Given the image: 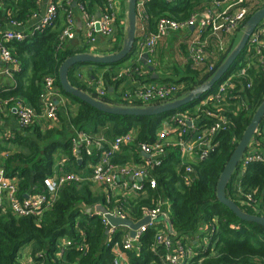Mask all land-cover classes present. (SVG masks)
Returning a JSON list of instances; mask_svg holds the SVG:
<instances>
[{"label": "trees", "instance_id": "1", "mask_svg": "<svg viewBox=\"0 0 264 264\" xmlns=\"http://www.w3.org/2000/svg\"><path fill=\"white\" fill-rule=\"evenodd\" d=\"M42 1L3 0L0 5V30L7 27L11 21L26 24L39 12ZM202 2L179 0L172 5L163 0L145 2L143 8L147 16V31L154 33L157 21L162 17L176 21L189 19L202 7ZM108 3L109 0H77V5L84 7L87 15L95 17L104 11ZM263 7H252L248 19ZM75 10L72 5L63 2L58 9L56 20L50 27L35 33L22 43H7L13 57L20 63L21 71L11 79H1V82H6L4 91L0 88L1 98L23 99L40 114L43 81L47 76H52L61 94L70 101L75 110L72 113L70 105L67 108L60 106L56 122H39L14 132L10 139H0V154H5L0 156V168L5 171L7 177L17 179L18 195L21 198L43 193L44 182L56 175L60 159H65L67 163L62 168L63 174L59 176L74 173L83 176L84 181L65 185L56 204L39 219L20 218L10 210L3 211L0 208V264H19L21 252L28 245L31 246L30 258L35 264H110L115 255L112 248L107 246V241L111 237L112 241L120 242L125 233L123 229H119L112 236H108L107 226L100 216L94 214V209L97 206L109 210L121 208L130 219L137 222L143 218L145 210L153 208L159 200L165 202L163 212L167 215L176 237L184 244L186 240L183 236L198 234L205 227L199 239L202 244L206 241V249H197L199 246H195L196 255L188 264H264V228L239 220L217 199L219 178L264 101V66H256V63H253L246 76H239L241 69L247 67L245 48L224 78L200 100L190 105L157 117L108 115L65 93L60 85L59 70L62 64L74 55L90 53L91 46L86 43L85 38L75 37L74 40L60 45L59 37L66 19L69 13H74ZM117 26H120L119 18ZM117 26V42L111 46L114 53L122 49L125 38ZM140 39L139 36L131 54L120 63L76 65L68 74L71 85L111 106L141 107V104L122 100L126 91L119 92L122 81L117 79L122 64L138 53ZM227 57L228 55H223L220 58L213 72L206 73L205 69L193 70L188 64L185 67V77L180 80L166 79L163 84L180 87L176 99L183 98L209 81ZM84 67L93 69L86 81L77 73ZM232 75L236 76L234 81L237 93L243 96L248 107L237 116L232 109L227 110L232 127L220 136L221 146L215 155L207 161L193 163L195 179L191 185L186 186L183 183L179 171L180 156L176 151H171L162 166L151 169V176L157 181L156 189L148 188L141 194H120L114 196L110 203L106 201L104 192H100L98 196L93 193L94 183L90 181L92 174L87 165L96 164L102 150L95 152L92 157L81 152L82 160L79 161L74 156L71 142L74 130L85 131L92 136H103L107 142H112L117 136L134 129L137 131L136 142H152L165 120L177 113L194 111L202 99ZM100 80L106 89L105 97H100L94 91L95 87L89 84L90 82L93 85ZM249 84L251 87L247 88ZM109 89H113V92L109 93ZM255 137L259 148L264 151V119ZM107 142L104 148H107ZM130 154L135 156L137 162L140 161V154L134 147L125 148L124 153L117 155L115 161L125 164L131 160ZM82 171L85 175L81 174ZM226 193L245 213L264 216V163H253L244 173L236 171ZM248 194L253 196L254 202L247 201ZM89 209L92 210L91 213H88ZM156 233L157 230L149 229L142 235L137 249L128 254L131 264H160V256L151 249ZM65 240L73 245L66 249L62 258H58L59 247ZM188 245L194 247L192 243ZM41 254L43 257H39Z\"/></svg>", "mask_w": 264, "mask_h": 264}, {"label": "built area", "instance_id": "2", "mask_svg": "<svg viewBox=\"0 0 264 264\" xmlns=\"http://www.w3.org/2000/svg\"><path fill=\"white\" fill-rule=\"evenodd\" d=\"M62 1L67 5L76 3V8L84 16V37L87 44L94 45L100 36L113 38L117 26V14L112 0H109L108 6L105 7L100 18L87 15L84 7L77 5V0ZM163 1L172 4L175 0ZM258 1V6H264V0ZM2 2L3 0H0V5ZM48 2L45 14L34 25L32 31H27L25 24L18 21H11L7 27L0 30V79H11L21 71V65L13 57L7 43H22L35 33L50 27L56 20L60 2L59 0H48ZM215 2L217 6L220 5L219 0H215ZM256 5L257 3L252 5L250 1L237 0L233 6L234 10L229 9L219 13V15L210 12H197L185 21L162 17L157 21L156 31L149 35H146L147 16L144 14V8L137 6L138 29L142 37L140 39L141 49L148 56L150 65L160 40L170 33L194 29L196 34L187 47L189 65L193 70L205 69L206 73L213 72L215 63L212 60L215 55L225 53L229 41L242 28L251 13L252 7ZM37 15L38 13L34 14L33 17L37 18ZM76 34V22L73 13H69L65 27L59 37L60 45L74 40ZM212 42L214 43L212 44ZM246 59L247 67L241 69L239 76H246L253 63H256V66H264V21L258 25L249 38L246 46ZM125 74L119 73L117 79L123 78ZM235 78L236 76L232 75L224 80L214 92L200 101L194 111L170 116L163 122L160 132L157 133L152 142H136L137 131L133 129L124 135L117 136L107 148H104L106 140L103 137H94L85 131L74 130L71 139L74 156L81 161V152L92 157L95 152L102 150L99 161L92 165L90 181L104 187L105 199L108 203L114 196L120 194H141L145 193L148 188L156 189L157 181L151 176V169L162 166L171 151H176L180 156L179 171L181 178L183 183L189 186L195 179L193 163L207 161L215 155L221 146L220 136L231 129L232 120L228 116L227 110L232 109V112L237 116L244 108L247 109L248 107L243 96L237 93ZM90 85L95 87L94 91L100 97L106 96V89L101 80L96 85ZM250 87L249 84L247 88ZM179 91L180 87L176 85L146 83L123 93L122 100L131 104H141V107H145L173 101ZM40 100L42 106L40 114L27 101L16 97L8 99L0 97V111H7L15 116L23 129H27L42 120L50 123L56 122L65 97L57 87L54 77L47 76L44 79ZM255 136L236 171L244 173L251 164L264 163V151L259 148ZM131 147H134L136 152L140 154V161L137 162L133 158L125 164H118L115 161L116 156L120 155L125 148ZM143 154L148 155V158L144 157ZM65 162L64 159L63 163ZM82 181H84L83 176L74 173L58 177L53 176L45 180L43 193L26 195V197L21 198L18 195L19 183L17 179L7 177L5 171L0 168V208L3 211L10 210L20 218L39 219L56 204L59 193L65 185L72 182L81 183ZM246 197L247 201L254 202L251 194ZM164 203L159 200L153 208L145 210L142 219L148 217L150 222L138 229L135 238H131L127 228H119L123 229L125 233L121 241H112L111 237L108 239L107 246L112 248L115 255L110 264H131L128 254L137 249L140 238L149 229L157 230L155 243L151 249L152 252L160 256V264L189 263L191 258L196 255L192 252L191 246H187L178 238L175 239L176 235H171L165 227L159 226L160 217L165 214L163 212ZM97 207L94 209V214L102 218L103 223L108 228L107 235L112 236L119 229L112 227L106 215L97 210ZM106 209L114 217L130 219L121 208ZM91 212L92 210L89 209L88 213ZM72 245V242L68 240L63 241L59 247L58 258H62L66 249ZM80 248L82 249V246ZM162 250L164 251L163 254L161 253ZM39 257H43V255H39ZM28 261L27 264H35L30 258Z\"/></svg>", "mask_w": 264, "mask_h": 264}, {"label": "water", "instance_id": "3", "mask_svg": "<svg viewBox=\"0 0 264 264\" xmlns=\"http://www.w3.org/2000/svg\"><path fill=\"white\" fill-rule=\"evenodd\" d=\"M137 6L138 0H127V29L126 35L123 41L122 49L111 55L98 56L92 53L77 54L69 59H67L61 66L59 70V81L63 91L82 102L90 105L92 108L103 112L108 115L123 116V117H157L164 115L166 113H171L178 109H181L195 101L200 100L203 95L211 91L217 83H219L229 69L233 66L238 57L245 50L250 36L253 34L255 29L264 21V9L257 11L252 15L245 25L243 26V33L239 43L229 54L227 59L218 68V70L213 74L209 81L205 84L197 87L194 91L190 92L183 98L175 99L162 104L148 105L145 107H121V106H111L103 101L97 100L79 90L71 85L68 74L69 71L80 64H100L109 65L116 64L124 61L132 52L134 44L137 39V26H138V16H137ZM73 8L76 7V3L72 5ZM101 17V13H98L97 18ZM99 28V26H97ZM147 59L148 56L144 55ZM148 70L153 72L154 68L147 66ZM264 119V101L261 106L256 111L250 125L246 129L242 139L238 143L235 151L227 162L217 185V199L220 204L228 208L239 220L254 223L264 228V216H256L245 213L236 202L227 197L226 189L230 183L234 173L238 169L239 163L243 158L245 152L248 150L253 137L256 135L259 126ZM144 157L148 158V155L143 154ZM97 210L106 215L109 224L114 228H127L130 231L131 238L136 237L138 229L150 222L148 217H145L139 222H133L128 218H118L109 214V211L103 207L98 206ZM166 216V215H165ZM159 221L166 223L168 231L171 235L175 236V232L171 227L169 219L162 217Z\"/></svg>", "mask_w": 264, "mask_h": 264}, {"label": "crops", "instance_id": "4", "mask_svg": "<svg viewBox=\"0 0 264 264\" xmlns=\"http://www.w3.org/2000/svg\"><path fill=\"white\" fill-rule=\"evenodd\" d=\"M147 1H150V0H138V6L144 7V3ZM178 1L179 0H175L172 4H176ZM201 1H203L202 7L198 8L199 10H197L196 13L197 12L199 13L210 12L211 14H216V15H219V13L221 12L228 11L229 9L234 10L233 6L237 2V0H219L220 5L217 6L215 0H201ZM246 1L248 2L250 1L252 5L257 3L256 6H258V3H259L258 0H246ZM59 2L61 5V2L63 1L59 0ZM112 2L115 7L117 18H119V21H120V26L119 27L117 26L118 30L120 29L122 35L125 36L126 29H127L126 27L127 26V9H123V6L125 5L124 0H122V2L119 0H112ZM48 3H49L48 0H43L41 2L40 10L38 12L37 18L33 17L29 21H27V23L25 24V29L27 31L29 32L32 31L34 25H36L40 21V19L43 17V15L46 12V7ZM126 3H127V0H126ZM74 9H76L75 12L73 13L74 20L76 22V33H77L76 37L77 38L81 37L82 39H84L85 38L84 37L85 36V19L82 13L79 12V9L77 8H74ZM138 26H139V23H138ZM138 26H137V38L139 36L141 37ZM116 31H117V28H116ZM116 31H115L113 38L109 39V38H104L102 36L98 37L95 44L92 45L91 48L89 49V52L94 55H98V56L114 54V52L111 51V46H112V43L117 42ZM242 33H243V26L231 38V40L228 43V47L225 50V53L220 54V55H215L212 62L216 64L218 63V61L223 55L229 56L232 50L239 43L242 37ZM149 34L151 33L147 31V27H146V35H149ZM195 34L196 32L194 29H191L189 31L170 33L167 37L160 40V42L158 43L156 53L154 57L152 58V63L150 65L148 63V59H147V64H146V59L144 58V55L146 54L144 53V51H142L141 46H140L141 40H139L138 53L135 56H133L130 60L123 63L121 66L119 73H126V74L124 75L123 78L120 79L122 82L119 87V92L122 93L123 91L125 92L130 89L137 88L146 83L163 84V80H166V79L180 80L181 78L185 77L187 75L185 67L189 64L188 58H187V47L190 41L194 38ZM184 40L185 42H183ZM108 42H110L111 44H108ZM147 66L153 67L154 71L153 72L149 71ZM92 70H93L92 68L84 67L78 70L79 72L77 73L80 74L79 77H83V79L86 81L87 80L86 78L90 76L89 73ZM200 70H197V71H200ZM92 80H94L93 77H92ZM5 83L6 82H1V79H0V88L2 91H4ZM97 83L98 82H95L93 83V85H96ZM89 84L91 83L89 82ZM112 92H113V89H109V93H112ZM69 105L71 106L70 101L67 98H65L63 104L61 105L62 108L64 107L67 108V106ZM70 110L73 113L75 110V107L71 106ZM40 123H47V122L45 120H42L40 121ZM22 129L23 128L20 127L15 116H13L7 111L5 112L0 111V139L1 140L12 138L14 132L21 131ZM94 137H103V136H94ZM110 143L111 142H107V145L109 146ZM124 151L125 149L122 151L120 155H122ZM4 155H5L4 153L0 154L1 157ZM134 157L135 156L130 154L131 160ZM63 161L64 159H60L57 163L59 167L55 175L56 177H58L59 174H63L62 168H64L67 163V162L63 163ZM92 165L93 164L91 163L87 165V169L91 171V174H92ZM87 169L85 171H87ZM81 174H84V171H82ZM103 192L105 193V189ZM165 215L166 214L162 215L160 219L162 217H166L168 219L167 215L166 216ZM159 223H160V227H163V228L165 227L166 230L168 231V227L166 223L162 221H159ZM204 230H205V227L202 228L201 232L199 231L198 234H195L189 237L183 236L184 237L183 239L186 240L187 246H189L188 243L193 244L194 247H191V249L194 254H196L195 248L198 246L199 247L197 249H199L200 247H205L206 249V246H207L206 241L204 240V243L202 244V242H200V239H199L200 235L203 233ZM176 238L177 237H175V239ZM30 251L27 253L25 258L21 257L19 259V264H27V262H29L28 260L30 258Z\"/></svg>", "mask_w": 264, "mask_h": 264}, {"label": "rangeland", "instance_id": "5", "mask_svg": "<svg viewBox=\"0 0 264 264\" xmlns=\"http://www.w3.org/2000/svg\"><path fill=\"white\" fill-rule=\"evenodd\" d=\"M119 1H121L122 2V0H119ZM121 4V3H120ZM124 6H123V9H127V3H126V0H124ZM115 34V33H114ZM183 42H185V40L183 41ZM214 42H212V44H213ZM187 58H188V55H187ZM92 191H93V193L95 194V195H97L98 196V194H100V192L101 193H103V188L101 187V185H98V184H93V186H92ZM31 250V246L30 245H28V246H26V247H24L23 248V250H22V252H21V257H23V258H25V256L27 255V253L29 252Z\"/></svg>", "mask_w": 264, "mask_h": 264}]
</instances>
